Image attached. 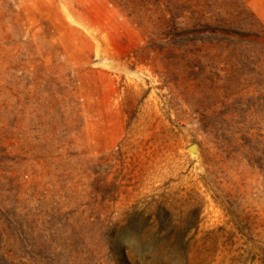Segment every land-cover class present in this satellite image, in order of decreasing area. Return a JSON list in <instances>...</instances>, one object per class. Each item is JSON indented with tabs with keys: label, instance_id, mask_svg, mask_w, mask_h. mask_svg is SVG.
Returning <instances> with one entry per match:
<instances>
[{
	"label": "rangeland",
	"instance_id": "374dc122",
	"mask_svg": "<svg viewBox=\"0 0 264 264\" xmlns=\"http://www.w3.org/2000/svg\"><path fill=\"white\" fill-rule=\"evenodd\" d=\"M0 264H264L251 0H0Z\"/></svg>",
	"mask_w": 264,
	"mask_h": 264
},
{
	"label": "crops",
	"instance_id": "0c3cea01",
	"mask_svg": "<svg viewBox=\"0 0 264 264\" xmlns=\"http://www.w3.org/2000/svg\"><path fill=\"white\" fill-rule=\"evenodd\" d=\"M251 6L264 23V0H251Z\"/></svg>",
	"mask_w": 264,
	"mask_h": 264
},
{
	"label": "trees",
	"instance_id": "16d2710c",
	"mask_svg": "<svg viewBox=\"0 0 264 264\" xmlns=\"http://www.w3.org/2000/svg\"><path fill=\"white\" fill-rule=\"evenodd\" d=\"M218 30H212V31H215L216 33H223V34H230V33H239V32H236V31H233V30H231V29H228V28H217ZM183 33H181V34H176V35H188V34H190V33H192L193 32V29H186V30H184V31H182ZM185 32V33H184ZM196 32V31H195ZM199 32H201V31H199ZM198 31H197V33H199Z\"/></svg>",
	"mask_w": 264,
	"mask_h": 264
}]
</instances>
